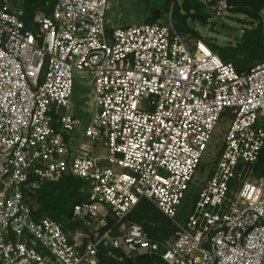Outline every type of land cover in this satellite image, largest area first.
I'll return each mask as SVG.
<instances>
[{
	"label": "built area",
	"instance_id": "2783aa9c",
	"mask_svg": "<svg viewBox=\"0 0 264 264\" xmlns=\"http://www.w3.org/2000/svg\"><path fill=\"white\" fill-rule=\"evenodd\" d=\"M112 0H55L36 11L0 1V264H264V61L239 71L171 23L111 26ZM49 2H46L48 5ZM235 7L217 0L212 16ZM264 22V8L261 11ZM75 72L93 82L84 140L72 134ZM220 155L194 204L182 205L216 126ZM102 150L94 149L92 142ZM99 148L98 150H100ZM82 180L66 227L35 216L37 190ZM147 199L176 226L153 238L133 217Z\"/></svg>",
	"mask_w": 264,
	"mask_h": 264
},
{
	"label": "rangeland",
	"instance_id": "374dc122",
	"mask_svg": "<svg viewBox=\"0 0 264 264\" xmlns=\"http://www.w3.org/2000/svg\"><path fill=\"white\" fill-rule=\"evenodd\" d=\"M168 0H112L111 7L108 13L109 22L108 27L111 26H127L132 24H141L147 22L152 15V10L158 8L161 10L160 15L156 22L171 23L174 27L186 38L187 42L194 45L198 38V35L193 32H187L186 29L177 27V16H172L173 5L176 1L177 5H182V0H169L170 6L166 5ZM206 3L205 11L208 16L205 22L198 20L193 16L187 20L188 26L196 30L201 39L206 42H211L218 45L221 49L216 52L221 57V53L230 54L232 45L240 43L246 36L252 37L258 27V22H254L251 17L245 13L237 12L235 10L227 11L223 16H212L211 8L216 3L213 0H202ZM10 6H13L16 10H23L24 0H7L5 1ZM264 8L261 7L258 15L261 22V11ZM38 10H42V7H38ZM186 12L182 9L181 14ZM193 15V13H192ZM207 43V42H206ZM221 51V52H220ZM264 54L261 56L240 55L233 61L238 67H248L254 63L264 59ZM263 56V57H262ZM222 58V57H221ZM223 59V58H222ZM73 94L71 97V111L80 119L78 128L72 134V144L78 146L83 140V132L86 126L90 123L93 115V82L92 75L87 72H75L73 78ZM224 119L216 126L213 136L209 142L208 148L205 151L203 164L198 168L195 173L193 181L190 183L187 196L182 205V211L186 214L190 211L192 204H194L199 190L204 186L208 179V174L213 170L216 165L217 159L220 155V149L223 144V138L228 128V121L230 120L229 112L223 114ZM92 141H90L91 143ZM94 149L101 151L102 148L92 142ZM101 148L100 150H98ZM256 177H259V171L254 170ZM31 201L37 207L38 202L35 196L31 198ZM171 221V220H170ZM69 222H65L67 225ZM172 223V221H171ZM173 224V223H172ZM174 225V224H173Z\"/></svg>",
	"mask_w": 264,
	"mask_h": 264
},
{
	"label": "trees",
	"instance_id": "16d2710c",
	"mask_svg": "<svg viewBox=\"0 0 264 264\" xmlns=\"http://www.w3.org/2000/svg\"><path fill=\"white\" fill-rule=\"evenodd\" d=\"M0 1L4 2V0ZM228 1L235 5L232 10L245 13L249 15L251 19L254 20V22H259L256 30H253V32H256V34H254L252 37H249L246 36V33L240 43L230 47V54L221 53V57L225 61H228L236 59L240 55L261 56L264 54V22L260 21L258 12L260 8L264 6V0ZM46 2H49V4L46 5ZM54 3L55 0H24L22 18L26 24L30 26L32 25V20L38 7H42V9L47 13H51ZM166 3V5L170 6L169 0ZM205 6L206 3L202 0H182L181 6L177 5L175 1L174 5L172 6V16H177L179 18L177 21V27L186 29L187 32H193V34L198 35V38L201 39L200 34L188 26L187 20L193 16L194 18L205 22L206 17L208 16L207 12L205 11ZM182 9L186 12L184 15L181 14ZM160 12L161 10L158 8L152 10V15L147 20V22H156ZM206 42L215 52H218L221 49L216 44L208 42L207 40ZM261 61H264V59ZM235 65L239 71L250 69L253 66L250 65L248 67H238L236 63ZM254 170L256 172L259 171V177H264V147L260 153ZM81 184L82 180L73 175H64L57 181L45 183L42 188L37 190L34 195L38 202L37 209L34 211L35 216L38 217L40 215H47L57 221H62L64 223L68 222L67 219L70 217L74 205L84 201L87 197L86 194L80 192ZM133 217L142 223L149 234L156 239L169 237L176 231V226L171 223L170 219L145 198L141 199L139 202ZM77 225L79 224L69 222L67 223L66 227L72 228L76 227ZM103 261H105L107 264H165L159 258H149L148 256L139 257L136 263L129 260L125 262H118L115 260H107L102 257V262Z\"/></svg>",
	"mask_w": 264,
	"mask_h": 264
},
{
	"label": "crops",
	"instance_id": "0c3cea01",
	"mask_svg": "<svg viewBox=\"0 0 264 264\" xmlns=\"http://www.w3.org/2000/svg\"><path fill=\"white\" fill-rule=\"evenodd\" d=\"M5 1H7V0H4V2H5ZM8 5H9V4H8ZM9 7H10L12 10H16L13 6H10V5H9ZM136 208H137V207H136ZM135 210H136V209H135ZM134 213H135V211H134ZM134 213H133V215H134ZM136 220H137V219H136Z\"/></svg>",
	"mask_w": 264,
	"mask_h": 264
}]
</instances>
